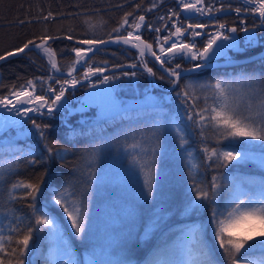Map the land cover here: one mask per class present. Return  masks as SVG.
Instances as JSON below:
<instances>
[{
	"label": "snow or ice",
	"instance_id": "6c2138e0",
	"mask_svg": "<svg viewBox=\"0 0 264 264\" xmlns=\"http://www.w3.org/2000/svg\"><path fill=\"white\" fill-rule=\"evenodd\" d=\"M128 3L129 0H124L115 7H124ZM162 3L163 0H150L147 8H143L144 0L134 3L133 10L124 12L119 23L106 33V39H101L98 35L107 24L104 17L99 15L100 9L94 10L95 17L69 12V16L85 15L82 21L85 29L81 35L90 34L92 39H78L74 35V28L65 32L57 30L58 34L52 35L45 26L39 42L34 37L20 47L0 55V62H6L26 51L36 50L48 64L46 76L28 78L19 87L15 83L8 85V92L0 95V109L4 110L0 113V125L22 129L21 135L38 134L40 141L44 143V151L39 153V160L35 151H25L16 146L13 140H5L0 145V197L9 205L17 200H24L28 209L24 213L18 212L14 207L8 208L4 213L9 217L8 223L5 224L0 219V264H26L25 257L33 251L38 234H43L48 245V251L44 254L46 264H133L130 257L134 255V251L123 247V234L110 236L102 246L93 243L86 249L83 261L77 259L69 239L72 237L81 242L90 239L89 205L94 184L98 182L95 161L100 151L99 144L86 146L84 149L82 159L85 163L79 170L78 179L66 182L59 189H49L50 200L47 201V206L37 205L43 192L47 169L33 179L20 178L18 175L21 162L25 167L35 166L52 158L63 163L64 154L68 151L57 147L59 141L49 143L47 130L50 125L38 122L31 114L44 117L60 111L65 107L66 93L81 81L88 82L89 88H96L97 85H107L109 81L119 80L121 76L138 75L137 71H123L119 76L107 75L108 61L99 62L105 66H96L92 57L101 50V46L108 44H122L136 49V59L127 67L143 68L149 77L167 79L173 86V91L178 89L176 96L179 98V106L171 115L164 111L159 101L146 97V106L158 118L153 121L149 131L141 133L140 138H134L132 143L125 140L124 148L129 154L130 163L138 168L143 180V188L136 193V199L144 203H151L156 199V161L161 147L159 136L165 125L171 129L179 151H185L189 144V129L193 132L198 129L202 163L213 169L210 180H197L192 173L195 169L198 176L201 165L195 162L192 151H186L189 192L185 195L181 215L187 216L207 208L208 216L205 222L182 228L178 242L169 245L166 239H162L161 244L150 254L147 264H221L218 253L226 264H264V178L238 182L218 171L247 160H257L258 166L264 169V72L241 70L235 75L225 73L227 79L219 76L210 82L185 79L192 73L209 67L214 58L226 56L227 49L237 48V36L234 34L244 33L247 47L256 46L258 41L255 29L264 30V0H175L176 7L169 8L166 15H160V25L154 27L146 20V14L158 9ZM233 3L238 6L233 7ZM141 9L142 14L136 16L135 12ZM231 13L236 14L238 25L233 22L229 26L226 21L219 19L221 15ZM64 14L61 12L55 15ZM248 15L258 21L251 27L246 24ZM53 18L54 13L48 11L46 15L25 17L17 23L23 25L32 20L48 21ZM201 18H207L208 22H203ZM144 27L156 32L154 42L142 39L141 31ZM162 31L167 34L162 35ZM197 38L202 41V47ZM57 39L76 41V46L71 48L74 58L66 66L59 61L57 51L49 46L50 42ZM148 56L153 57L160 65L164 75L157 77V72L149 66ZM177 58L196 63H192L190 68H183L180 63H172ZM248 59L250 62L259 59L264 63V55ZM228 63H231L230 59ZM122 67L124 65H111L113 70ZM80 68L84 69L82 73ZM58 76L65 78L60 79ZM94 77L95 82L92 79ZM28 123L31 128L26 127ZM209 129L212 131V143L207 134ZM222 142H228L231 150L221 147ZM255 142H258L261 150L258 157L247 150H237V146L257 147ZM137 149L141 151H136ZM9 180L12 182L8 183ZM245 183L249 187H245ZM223 192H227V195L221 202ZM53 205L62 211L65 218L63 221L49 211V206ZM134 214L135 209L129 207L126 217L130 219ZM165 214L163 209H155L148 224L158 228ZM65 225H70V230ZM209 230L211 241L205 239ZM165 254H169L171 258L159 259Z\"/></svg>",
	"mask_w": 264,
	"mask_h": 264
},
{
	"label": "trees",
	"instance_id": "16d2710c",
	"mask_svg": "<svg viewBox=\"0 0 264 264\" xmlns=\"http://www.w3.org/2000/svg\"><path fill=\"white\" fill-rule=\"evenodd\" d=\"M124 0H0V55L6 51H11L16 47H20L28 39L36 38L39 41L40 36L44 33V28L47 26L48 33L52 35L58 34L57 30L65 32L69 28H74V35L78 39H92L89 35H81L85 29L82 21L85 15L69 16L67 13H85L88 16H96L95 9H100L99 15H102L107 21L104 26V31L98 33L99 38L106 39V33L115 27L123 13L133 10L134 3H140L141 0H129V3L124 7H115V5L122 4ZM150 0H144L143 8L149 6ZM172 4V0H163V3L158 9L146 14V20L157 26L159 15L163 10ZM48 11L54 13V18L48 21L32 20L31 23L20 25L18 20H24L25 17H39L46 15ZM143 9L135 12L136 16L142 14ZM65 13L64 15H55L57 13ZM126 34V33H124ZM142 37L150 42H153V35L144 29ZM50 47L55 49L58 53V59L62 65L66 66L74 58V53L71 48L76 46L72 41L66 39H57L50 42ZM264 47V31L262 36V45L257 48L247 49L242 54H237V57H243L253 54ZM62 50V51H61ZM96 66H105L99 62L108 61V66L112 64H124L135 59V52L130 49H125L122 46H107L101 48L93 57ZM172 63H180L183 68L190 66L195 62H185L181 58L173 60ZM153 70L157 72V77L164 75L152 63L149 64ZM247 72H264V63L259 59L235 66L206 68L198 72L192 73L185 77L188 80L199 82H210L219 76H225V73L235 75L239 71ZM47 64L41 59L37 51H27L24 54L11 58L6 62L0 64V95L8 92V85L13 83L19 87L20 84L26 82L28 78L34 76H46ZM121 73V72H120ZM120 73L114 75H120ZM136 77H123L119 80L111 81V86L114 91L115 98L122 109L127 111H120L112 117L95 118L90 116L86 121H74L73 126L67 127L58 124V119L35 117L40 123H47L50 128L47 130L49 143L51 141H59L57 147L68 149L64 154V161L52 158L47 162L37 164L35 166L25 167L21 162V168L18 172L20 178L33 179L40 172L47 169L42 188L43 192L40 194L37 205L40 207L47 206V201L50 200V188L59 189L68 181H75L79 178V170L84 166L85 155L84 149L86 146L93 144L100 145V151L95 161V168L97 175L104 168V166L114 159L119 158L120 163H125L129 160V154L123 155L125 151L124 143H132L133 139L140 138L142 132L150 130L154 120L158 117L150 107L146 106V97H152L159 101L161 107L166 113L171 115L179 106V98L176 96V89L167 91L163 88L170 83L167 79L160 80L155 78L158 86H152L147 78V74L142 71H137ZM59 78V76L57 77ZM228 77L225 76V79ZM184 81L182 80L181 83ZM83 85L77 90L78 93L83 91ZM79 114H73L68 118L75 119ZM27 128H31L28 124ZM10 133L14 134V130L10 129ZM190 141L186 146L185 151H179L177 142L170 128L166 125L162 129L159 141L160 151L157 156L156 166L158 173L157 195L154 202L144 203L129 195L127 201L131 202L132 208L135 209L134 216L130 219L131 224L119 221L116 225L110 226L104 218L89 226V237L87 242L75 240L69 237L73 251L76 253L77 259L82 261L83 254L86 249L91 247L93 243L96 246H102L107 241L106 236H119L123 234L122 245L125 249L134 251V255L130 258L133 264H147L150 254L154 252L158 245L161 244L162 239H166L169 245L174 243L175 235L186 226L200 224L206 221L208 216V209H201L199 212H193L190 215H181L185 203V195L189 192V171L186 167V151H192L195 157V162L201 166L199 168V175H196V170H193V175L197 180H210L213 174V169L207 168L203 165V153L200 151L199 130L194 132L189 129ZM135 134V137L134 135ZM208 136L211 141L212 131L208 130ZM15 145L23 148L25 151L33 150L37 153L36 158L39 160V153L44 151V143L40 141L38 134L18 137L13 140ZM249 147L245 145L243 148L237 146V150L256 151L260 150L258 147ZM3 143H0L2 145ZM214 146V144H213ZM150 147V145H149ZM221 147L226 150H231L228 147V142H222ZM136 151H141L137 149ZM18 154V153H17ZM143 155V153L141 152ZM74 169L76 170L74 172ZM225 177H232L238 182L247 181L249 179L259 180L264 178V169L257 168V165L247 161H239L235 166L228 168H221L218 170ZM12 179H15L13 177ZM12 181L9 180L8 183ZM245 187H249L245 183ZM106 195L111 191L109 187H105ZM6 191V185H5ZM227 192H223L220 200L223 201ZM105 194L101 192L99 186L95 183L93 187L92 199L90 205L94 202L100 203V199L104 198ZM26 201L17 200L14 204L9 205L0 197V219L6 224L9 217L4 213L8 208L14 207L18 212L27 213ZM89 205V208H90ZM211 207V205H209ZM155 209H163L165 216L163 222L158 228H153L148 224L152 212ZM49 211L56 217L62 219V211L57 206H49ZM70 230V227H67ZM209 235L206 234L205 237ZM94 237V238H91ZM178 242V241H175ZM47 242L43 234H38L34 242V248L31 254L25 257L26 264H46L44 254L47 250ZM162 255L159 257V259ZM221 264L226 262L220 259Z\"/></svg>",
	"mask_w": 264,
	"mask_h": 264
},
{
	"label": "rangeland",
	"instance_id": "374dc122",
	"mask_svg": "<svg viewBox=\"0 0 264 264\" xmlns=\"http://www.w3.org/2000/svg\"><path fill=\"white\" fill-rule=\"evenodd\" d=\"M39 56L41 57V59L43 58L41 54H39ZM43 60L47 64L46 59L43 58ZM47 70H48V64H47ZM59 78L63 79L65 78V76H59ZM92 79H93V82H95L96 78L94 77ZM84 83L86 82L78 84L75 88L71 89L70 91L66 93L67 98L64 101V104H65L64 108H62L60 111L54 112L53 115L51 116L45 115L44 117L58 119L59 125H63L67 127L73 126L74 121H77V120L86 121L89 119L90 116H94L95 118L110 117L102 113L99 110L98 106L96 105L89 106V111L79 113V115L75 119L70 120L67 117V108L74 107L77 102V99L85 94V90L89 89V86L87 87L85 86L83 88V92L81 93L77 92V90L80 89L81 85ZM114 101L119 107L118 111L115 113L117 114L121 111V108L119 104L117 103V100L114 99ZM32 117L35 118L38 116L33 115ZM28 124L26 125V127H28ZM10 129L14 130V134L9 132ZM22 131H23L22 129H18L15 126H8L4 128L0 132V143H3L5 140H14V139H17L18 137L25 136V135L20 134ZM249 152L253 153L257 157L261 154V150L249 151ZM126 154L127 152L123 153V155H126ZM251 162L257 165V168L261 169L258 166L257 160H251ZM97 176H98V182L96 184L101 189V192L105 194L104 196L105 199L101 198L99 200L100 203L94 202L93 204L90 205L89 226L92 227L94 224L99 222L102 218H104L106 221V224L108 223L110 226L116 225L115 223H118L119 221L125 222L128 225H130L131 218L128 219L126 217V213H127V209L129 207H132V204L130 201L129 202L127 201V198L129 197V195L136 198V193L141 191L143 188V180H142V176L138 168L133 167L130 163V160H128L125 163H120V159L117 158V159L112 160L111 162H108ZM100 178H102V180ZM105 187H109L111 189V191L107 192V195H106ZM58 219L63 221L65 218L62 215V219L60 218ZM65 227H70V225H65ZM177 234H179L181 237V232H178ZM207 234L209 236L208 237L206 236L205 239L211 241L212 236H211L210 230L208 231ZM110 236L111 235L109 236L105 235V239L108 240ZM91 238H94V237H91ZM178 238L179 237L175 235L174 242L178 241ZM183 239L186 240L187 238L183 237ZM47 251H48V246H47L46 252ZM84 255L85 254H83L82 256V261H83ZM217 255H218V259H222V256H220L219 253ZM168 258H171L170 255L165 254V255H162L160 259L165 260Z\"/></svg>",
	"mask_w": 264,
	"mask_h": 264
},
{
	"label": "water",
	"instance_id": "95a60500",
	"mask_svg": "<svg viewBox=\"0 0 264 264\" xmlns=\"http://www.w3.org/2000/svg\"><path fill=\"white\" fill-rule=\"evenodd\" d=\"M231 14H232V13H231ZM231 14H229V15H227V16H230ZM184 15L186 16L187 14H184ZM223 16H224V15H221L220 17H223ZM181 18L183 19L184 17L182 16ZM255 32H256L257 41H258V43L256 44V46H257V45L259 44V35H258V33H257V32H258V28L255 29ZM163 33H166V32H163V31H162V35H163ZM166 34H167V33H166ZM125 35H126V34H125ZM234 35L237 36V41H236V43H237V48L227 49L226 52H227L228 50H230L232 53H242V52H244V51L246 50V48H249V47H247V44L245 43V34H244V33H237V34H234ZM142 39H143V38H142ZM197 39H200V38H197ZM66 40H67V39H66ZM145 41H147V40H145ZM240 41H241V43L243 44L242 46H240ZM38 42H39V41H38ZM72 42H74V43L76 44V41H72ZM111 45H121V46H124V45H122V44H108V45L101 46V48L106 47V46H111ZM256 46H254V47H256ZM124 47L129 48V49L135 51V52H136V55H137V51H136V49L131 48L130 46H124ZM154 48H155V46H154ZM251 48H252V47H251ZM237 49H241V50H237ZM157 51H158V50H157ZM26 52H27V51H26ZM21 55H22V54H21ZM261 55H264V47H263L260 51L254 53V54H251V55H249V56H246V57H243V58H236V59H234V60H231V63H228V60L211 61V64H210L209 67H205V68H202V69L213 68V67H225V66H235V65H240V64H243V63L250 62L249 59H248L249 57H260ZM12 58H14V57H12ZM146 58H147V60H148L149 62L154 63L155 66H156V67H157V68L163 73V70L160 68V65L154 61V58H153V57L148 56V57H146ZM10 59H11V58H10ZM183 59H184L185 61H187V62H190L189 60H187V59H185V58H183ZM8 60H9V59H8ZM256 60H258V59H256ZM1 63H3V62H0V64H1ZM127 65H128V64H124V67H122V68H120V69H115V70H113V69H111V68H107L105 74L109 75V74L116 73V72H118V71H122V70H126V69H132V68L127 67ZM190 67H191V66H189V67H187V68H190ZM202 69H200V70H202ZM132 70H140V71H144L143 68H140V67H138V68H136V69H132ZM200 70H198V71H200ZM198 71H197V72H198ZM163 74H164V73H163ZM0 76H1V74H0ZM65 76H66V73H65ZM151 80H152V84L156 86V82L154 81V77H151ZM171 88H173L172 85L168 86V87L165 88V89H166V90H170ZM95 89L98 90V91H100V92L102 93V96H101L100 99H99V103H100V104H103V103H105L107 100L113 98V90H112V88H111V86H110V83L107 84V85H97ZM88 107H89V106H88L87 104H84V103H82V102H78L74 108H70V109H69V110H70V114H73L74 112H82V111H86V110H88Z\"/></svg>",
	"mask_w": 264,
	"mask_h": 264
},
{
	"label": "bare ground",
	"instance_id": "6f19581e",
	"mask_svg": "<svg viewBox=\"0 0 264 264\" xmlns=\"http://www.w3.org/2000/svg\"><path fill=\"white\" fill-rule=\"evenodd\" d=\"M112 46V45H111ZM256 53V52H255ZM239 54H242V53H239ZM254 54V53H253ZM243 57H246V56H243ZM243 57H239V58H243ZM244 64V63H243ZM83 92V91H82ZM102 96V93L98 90H96L95 88H91V89H87L85 90V94L82 96V98L89 104L91 105H96L98 106L99 110L108 115V116H111V115H114L119 107L118 105L115 103L114 100H108L107 102L103 103V104H100L99 103V99L100 97ZM46 111V110H45ZM4 110L3 109H0V113H3ZM6 114V113H5ZM7 115V114H6ZM32 116L33 115H37L35 113L31 114ZM2 119V118H0ZM10 125H0V132L8 127Z\"/></svg>",
	"mask_w": 264,
	"mask_h": 264
}]
</instances>
